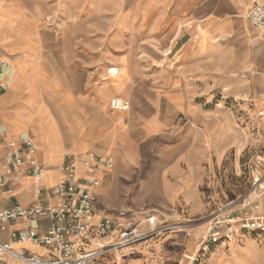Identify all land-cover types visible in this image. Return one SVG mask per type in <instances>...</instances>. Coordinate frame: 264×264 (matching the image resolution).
I'll return each mask as SVG.
<instances>
[{
    "label": "crops",
    "instance_id": "obj_1",
    "mask_svg": "<svg viewBox=\"0 0 264 264\" xmlns=\"http://www.w3.org/2000/svg\"><path fill=\"white\" fill-rule=\"evenodd\" d=\"M252 4L0 0V169L8 143L27 136L44 167L42 181L24 175L12 194L0 191V211L35 205L40 186L45 189L42 202L53 204L45 194L60 180L62 164L94 153L111 157L115 168L98 173L101 186L92 221L128 212L134 206L125 195L143 146L164 138L162 154L171 160L160 173L166 205L172 211L182 208L179 218L189 217L184 214L189 208L190 216H196L202 208L206 148L198 97L209 76L264 70L263 47L250 28L244 52L220 50V39L249 22ZM176 49L181 54L172 56ZM120 97L127 98L128 111L111 109V101ZM79 172L85 175L82 167ZM32 225L44 233L52 223ZM26 227L23 222L1 223L0 239L9 242L11 231ZM12 246L21 253H46L29 241Z\"/></svg>",
    "mask_w": 264,
    "mask_h": 264
},
{
    "label": "rangeland",
    "instance_id": "obj_2",
    "mask_svg": "<svg viewBox=\"0 0 264 264\" xmlns=\"http://www.w3.org/2000/svg\"><path fill=\"white\" fill-rule=\"evenodd\" d=\"M247 28L264 51L261 36L249 22L240 32L220 39V50L236 55L244 52L250 39ZM179 52L176 49L172 56H179ZM203 83V96L198 97L204 113L199 130L204 134L206 147L201 163L204 181L200 188V212L190 216V208L184 209L189 217L179 218L182 208L178 212L167 207L160 173L171 160L162 154L165 139H154L158 144L143 146L140 166L135 169L131 190L125 195L134 207L115 217L127 226L141 225L147 229L146 218L155 216L158 225L166 230L134 249L107 254L97 264H264V233H239L232 245L216 246L206 255L199 250L211 214L248 194V164L255 155L264 153V124L260 120L264 108V70L220 72ZM120 99L128 102L125 97Z\"/></svg>",
    "mask_w": 264,
    "mask_h": 264
},
{
    "label": "built area",
    "instance_id": "obj_3",
    "mask_svg": "<svg viewBox=\"0 0 264 264\" xmlns=\"http://www.w3.org/2000/svg\"><path fill=\"white\" fill-rule=\"evenodd\" d=\"M249 22L264 36V0H253L248 13ZM110 107L125 112L129 102L115 98ZM264 124V108L260 113ZM1 136V133H0ZM33 138L10 141L5 161L0 169V191L12 192L20 184L22 176L29 175L42 181L44 167L37 157ZM85 170L81 176L79 169ZM114 160L109 156L86 153L67 160L60 167V180L45 194L53 204H45L41 197L45 189L38 187L37 203L30 207L15 205L0 211V225L4 222H23L24 231H11L10 241L0 239V264L17 260L24 264H97L107 254H118L134 249L144 241L154 238L166 229L158 225L155 216L146 218L147 229L141 225H125L121 218L103 217L97 222L92 218L98 203L101 181L98 173L112 171ZM249 191L244 198L231 201L214 211L209 220L199 250L209 254L216 246H230L239 233H264V153L255 155L247 167ZM48 220L50 229L39 233V221ZM29 241L46 251L44 255L16 251L12 242Z\"/></svg>",
    "mask_w": 264,
    "mask_h": 264
},
{
    "label": "bare ground",
    "instance_id": "obj_4",
    "mask_svg": "<svg viewBox=\"0 0 264 264\" xmlns=\"http://www.w3.org/2000/svg\"><path fill=\"white\" fill-rule=\"evenodd\" d=\"M120 99V98H119Z\"/></svg>",
    "mask_w": 264,
    "mask_h": 264
}]
</instances>
